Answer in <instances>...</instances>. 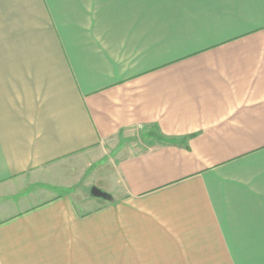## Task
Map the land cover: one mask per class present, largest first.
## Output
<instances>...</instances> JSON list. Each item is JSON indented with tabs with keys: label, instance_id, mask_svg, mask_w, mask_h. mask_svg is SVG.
Instances as JSON below:
<instances>
[{
	"label": "crops",
	"instance_id": "0c3cea01",
	"mask_svg": "<svg viewBox=\"0 0 264 264\" xmlns=\"http://www.w3.org/2000/svg\"><path fill=\"white\" fill-rule=\"evenodd\" d=\"M263 253L264 0H0V264Z\"/></svg>",
	"mask_w": 264,
	"mask_h": 264
},
{
	"label": "water",
	"instance_id": "95a60500",
	"mask_svg": "<svg viewBox=\"0 0 264 264\" xmlns=\"http://www.w3.org/2000/svg\"><path fill=\"white\" fill-rule=\"evenodd\" d=\"M90 194H91L92 196L100 197V198H105V197H107V195H106L103 191H101V190H99V189H97V188H95V187L91 188V190H90Z\"/></svg>",
	"mask_w": 264,
	"mask_h": 264
},
{
	"label": "rangeland",
	"instance_id": "374dc122",
	"mask_svg": "<svg viewBox=\"0 0 264 264\" xmlns=\"http://www.w3.org/2000/svg\"><path fill=\"white\" fill-rule=\"evenodd\" d=\"M250 255H247L250 259H253V260H256V261H258L259 259H258V257L259 256H261V254H259V253H249ZM263 256H264V253H263Z\"/></svg>",
	"mask_w": 264,
	"mask_h": 264
}]
</instances>
